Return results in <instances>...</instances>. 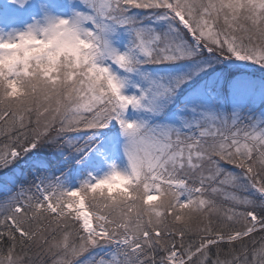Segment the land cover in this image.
<instances>
[{
  "label": "snow or ice",
  "instance_id": "snow-or-ice-1",
  "mask_svg": "<svg viewBox=\"0 0 264 264\" xmlns=\"http://www.w3.org/2000/svg\"><path fill=\"white\" fill-rule=\"evenodd\" d=\"M0 264H264V0H2Z\"/></svg>",
  "mask_w": 264,
  "mask_h": 264
},
{
  "label": "rangeland",
  "instance_id": "rangeland-1",
  "mask_svg": "<svg viewBox=\"0 0 264 264\" xmlns=\"http://www.w3.org/2000/svg\"><path fill=\"white\" fill-rule=\"evenodd\" d=\"M0 2H2V0H0Z\"/></svg>",
  "mask_w": 264,
  "mask_h": 264
}]
</instances>
